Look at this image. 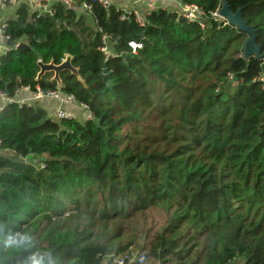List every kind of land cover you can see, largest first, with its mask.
Returning a JSON list of instances; mask_svg holds the SVG:
<instances>
[{
  "label": "trees",
  "instance_id": "16d2710c",
  "mask_svg": "<svg viewBox=\"0 0 264 264\" xmlns=\"http://www.w3.org/2000/svg\"><path fill=\"white\" fill-rule=\"evenodd\" d=\"M181 1L203 16L165 8L139 26L113 5L71 0L52 16L19 6L3 18L17 47L0 58V91L58 87L83 117L0 109V264H264V0ZM222 3L254 28L261 58L244 57L248 35L212 16ZM98 29L115 58L99 52ZM66 55L81 82L35 79L38 61ZM13 233L30 244L5 247Z\"/></svg>",
  "mask_w": 264,
  "mask_h": 264
},
{
  "label": "built area",
  "instance_id": "2783aa9c",
  "mask_svg": "<svg viewBox=\"0 0 264 264\" xmlns=\"http://www.w3.org/2000/svg\"><path fill=\"white\" fill-rule=\"evenodd\" d=\"M23 0H0V58L1 56L8 51V47L6 46V42L9 41L8 36L6 35L7 30V23L3 21V14L5 10L11 6H15L19 3H21ZM27 1L29 4L30 10L35 13L36 17L44 16V15H50L52 16L54 14V10L51 8L48 0H24ZM93 2H96L104 9H107L110 6L109 0H92ZM64 6H66L67 9L71 10L73 7L71 0H59ZM167 7H173L176 8L180 14L187 18L188 20H196L198 17L203 16V11L201 8H199L196 5H186L183 4L181 0H144L142 3V11L138 10H120L121 11V17L120 19L126 18L127 16L131 15L134 18V21L139 26H144V19L146 15H150L153 13H156L160 9H165ZM82 8L84 11H89L90 7L83 4ZM220 10V8H219ZM219 10H217L215 13L212 14L213 17L221 19V17L218 15ZM142 14H145L143 16ZM100 32L99 34V46L98 50L99 52L105 56L108 59H113L116 57V53L111 50L112 47V38L107 35L106 33L101 32V30L98 29ZM15 48L17 47L14 46ZM128 52L130 54H135L137 51H139L142 48V44L138 41H130L127 43ZM229 80L232 81L231 85L236 86L237 81L232 80L231 75L228 76ZM259 81H263L262 76H258ZM262 89L264 90V84L262 86ZM23 90H27L24 88ZM19 92V91H18ZM17 92V93H18ZM16 93V94H17ZM47 98L51 101H53L56 104L55 110L51 113L50 117L54 120H76L77 117L75 114L69 112L66 110V107L68 106H74L76 105L75 98L73 95L68 94H62L58 87H56L54 90H46L42 91L38 87L34 92H30V97L25 100H15L14 98H9L6 93L0 91V100L4 103V106L15 103L19 106H25V107H33L38 103L39 100ZM3 106V107H4ZM2 107V108H3ZM79 109L82 110L86 114V120L91 119V113L88 111V108L80 104L78 105ZM1 108V109H2ZM129 261L131 259L129 258ZM139 263L142 262V257L138 259ZM123 260L116 259L114 261V264H122Z\"/></svg>",
  "mask_w": 264,
  "mask_h": 264
},
{
  "label": "water",
  "instance_id": "95a60500",
  "mask_svg": "<svg viewBox=\"0 0 264 264\" xmlns=\"http://www.w3.org/2000/svg\"><path fill=\"white\" fill-rule=\"evenodd\" d=\"M219 15L227 21L229 26L235 27L239 32L248 35V39L243 48L244 57L261 58V47L256 44L254 28L246 25V23L241 19V10H237L233 13L228 9L225 3H222ZM6 46L9 49L14 48L13 43L10 41L6 42ZM37 67L39 68V72L35 78L36 80H39L45 73H52L53 76L51 81L55 82L57 86H61L59 75L61 72L67 71L74 76L77 81H82L78 70L71 65V57L69 55H66L64 60L58 65H55L52 62L44 64L41 61H38ZM36 255H40V253H37Z\"/></svg>",
  "mask_w": 264,
  "mask_h": 264
},
{
  "label": "crops",
  "instance_id": "0c3cea01",
  "mask_svg": "<svg viewBox=\"0 0 264 264\" xmlns=\"http://www.w3.org/2000/svg\"><path fill=\"white\" fill-rule=\"evenodd\" d=\"M50 6H53V4H55L56 2H59V0H48ZM110 5H113L116 9L118 10H126V11H131V10H138V11H142V3L144 2V0H109ZM138 3H141L140 6H136ZM25 5V6H24ZM19 6H23V7H28L29 8V4L27 3V1H22L21 3L15 5V6H11L9 8H7L3 14L4 19L8 18H13L16 9ZM14 7H17L12 15V17L7 16V11L9 9H12ZM80 14L82 15L85 23L87 24V26L91 29H94V21H92V18L89 14V12L87 11H79ZM7 16V17H6ZM30 97V92L27 90H20L14 97L15 100H25L28 99ZM42 108L45 109V111L47 112V114L50 116L51 113L55 110L56 108V104L47 99V98H43L41 100L38 101V103ZM4 106V103L0 100V109ZM66 110H70L73 111L79 118V116L81 115V113L79 112V110L75 107L72 106H68L66 107ZM83 116H81L82 118ZM80 119V118H79Z\"/></svg>",
  "mask_w": 264,
  "mask_h": 264
},
{
  "label": "clouds",
  "instance_id": "9594fccd",
  "mask_svg": "<svg viewBox=\"0 0 264 264\" xmlns=\"http://www.w3.org/2000/svg\"><path fill=\"white\" fill-rule=\"evenodd\" d=\"M31 238L26 233H13L9 234L3 241L5 247L16 248L28 246Z\"/></svg>",
  "mask_w": 264,
  "mask_h": 264
},
{
  "label": "rangeland",
  "instance_id": "374dc122",
  "mask_svg": "<svg viewBox=\"0 0 264 264\" xmlns=\"http://www.w3.org/2000/svg\"><path fill=\"white\" fill-rule=\"evenodd\" d=\"M140 4L141 3H138L136 6H140ZM17 7H14V8H12V9H9L8 11H7V16H10V17H12V15H13V13H14V11H15V9H16ZM167 8H169V10H175L174 8H171V7H167ZM143 16H145V14H142ZM6 16V17H7ZM219 19V18H218ZM231 78H232V80H235V77L233 76V75H231ZM228 81L229 82H232V81H230L229 80V78H228ZM231 85V84H230ZM231 87H234V86H232L231 85ZM77 117V116H76ZM81 118V117H80ZM139 246H136L137 248H135V247H133V248H130L129 249V254H131V260H134V258H135V256L137 255V251L139 250V247L141 246V240L139 241Z\"/></svg>",
  "mask_w": 264,
  "mask_h": 264
},
{
  "label": "bare ground",
  "instance_id": "6f19581e",
  "mask_svg": "<svg viewBox=\"0 0 264 264\" xmlns=\"http://www.w3.org/2000/svg\"><path fill=\"white\" fill-rule=\"evenodd\" d=\"M171 8H173V7H171ZM220 8H221V7H220ZM218 15H219V13H218ZM219 16H220V15H219ZM220 17H221V16H220ZM221 20H225V19L221 17ZM226 22H227V21H226Z\"/></svg>",
  "mask_w": 264,
  "mask_h": 264
}]
</instances>
